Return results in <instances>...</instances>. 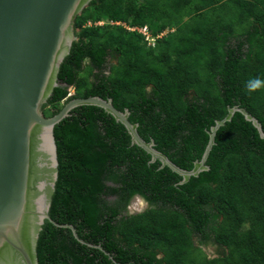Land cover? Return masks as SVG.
Masks as SVG:
<instances>
[{"label":"trees","instance_id":"obj_1","mask_svg":"<svg viewBox=\"0 0 264 264\" xmlns=\"http://www.w3.org/2000/svg\"><path fill=\"white\" fill-rule=\"evenodd\" d=\"M126 27L165 35L152 45ZM75 32L45 116L76 98L112 99L185 171L230 108L264 131V84L248 83L264 81V0H93ZM54 134L50 215L79 237L46 221L40 264H264V138L243 112L216 132L209 169L184 184L100 107L74 108ZM136 196L148 208L131 214Z\"/></svg>","mask_w":264,"mask_h":264},{"label":"water","instance_id":"obj_2","mask_svg":"<svg viewBox=\"0 0 264 264\" xmlns=\"http://www.w3.org/2000/svg\"><path fill=\"white\" fill-rule=\"evenodd\" d=\"M93 0H0V264H40L39 238L46 221L55 222L50 209L59 177L54 128L79 106H97L123 124L132 143L150 153L153 161L183 177L181 184L207 171L209 153L218 129L241 111L262 138L261 124L239 108H230L218 121L201 161L192 171L180 169L146 142L130 111L118 110L112 99L76 98L56 115L47 117L43 105L59 86V71L78 40L77 18Z\"/></svg>","mask_w":264,"mask_h":264},{"label":"clouds","instance_id":"obj_3","mask_svg":"<svg viewBox=\"0 0 264 264\" xmlns=\"http://www.w3.org/2000/svg\"><path fill=\"white\" fill-rule=\"evenodd\" d=\"M108 23H111V24H120V23H118V22H114V21H109ZM92 23L90 22L89 23V25H91ZM104 24H106V22L105 21H100V22H98V23H96V25H98V26H103ZM128 30H129V28H133V27H126ZM143 28H147L148 29V27H135V28H133V29H143ZM129 31H131V30H129ZM135 31H138V30H135ZM135 31H133V32H135ZM148 31H149V33H150V30L148 29ZM132 32V31H131ZM138 32H140V31H138ZM150 35H151V38H152V41H151V44L153 45V43L154 42H156V40L157 39H159V38H162L164 35H165V33L164 34H161L160 36H158V37H154L151 33H150ZM156 45V44H155ZM249 88H250V90H256L261 84H264V81H260V80H258V79H252V80H250L249 82ZM71 90H73V89H71ZM74 93H75V91H74ZM74 93H72L71 92V94L70 95H73ZM146 208H148V203L145 201V199H143V198H136L135 200H134V202H133V204L131 205V210H134V209H137L138 211H139V213L141 212V210L143 209H146ZM142 210V211H143ZM66 228H68V229H71L72 231H73V233H74V235L76 236V237H79L78 236V233H77V230L74 228V226L73 225H68V227H66ZM160 257H162V255H160Z\"/></svg>","mask_w":264,"mask_h":264},{"label":"rangeland","instance_id":"obj_4","mask_svg":"<svg viewBox=\"0 0 264 264\" xmlns=\"http://www.w3.org/2000/svg\"><path fill=\"white\" fill-rule=\"evenodd\" d=\"M149 41H152L151 37ZM155 44L156 42L153 43V45ZM71 92L74 93V90H71ZM205 251L208 252L211 257H217L218 255V247L216 245H212V246L210 245L209 247H205Z\"/></svg>","mask_w":264,"mask_h":264},{"label":"built area","instance_id":"obj_5","mask_svg":"<svg viewBox=\"0 0 264 264\" xmlns=\"http://www.w3.org/2000/svg\"><path fill=\"white\" fill-rule=\"evenodd\" d=\"M129 30H131V31H135V30H138V31H140L141 33H143V35H145V37H146V40H150V37H151V35H150V33H149V31H148V29L147 28H143V29H133V28H129ZM150 43H151V41H149Z\"/></svg>","mask_w":264,"mask_h":264},{"label":"flooded vegetation","instance_id":"obj_6","mask_svg":"<svg viewBox=\"0 0 264 264\" xmlns=\"http://www.w3.org/2000/svg\"><path fill=\"white\" fill-rule=\"evenodd\" d=\"M138 197H139V198H142L141 196H136L135 199L138 198ZM135 199H134V200H135ZM134 200H133L132 203L129 205V211H130L131 214H133V213H139V211H138L137 209H134V210H131V209H130V208H131V205H132L133 202H134ZM146 210H147V208L144 209L143 211H141L140 213H142V212H144V211H146ZM207 247H209V246H207Z\"/></svg>","mask_w":264,"mask_h":264}]
</instances>
